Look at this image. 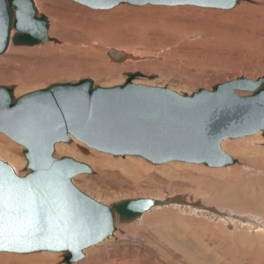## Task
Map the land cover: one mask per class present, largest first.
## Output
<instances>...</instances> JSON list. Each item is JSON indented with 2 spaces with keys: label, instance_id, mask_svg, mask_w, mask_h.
<instances>
[{
  "label": "rangeland",
  "instance_id": "1",
  "mask_svg": "<svg viewBox=\"0 0 264 264\" xmlns=\"http://www.w3.org/2000/svg\"><path fill=\"white\" fill-rule=\"evenodd\" d=\"M34 1L38 9L41 10V6L44 7L42 12L49 18L47 9L55 11L61 10V7H64V10L78 7L87 16L102 17V21L93 22L98 27L101 26L102 29L106 25L117 31L120 29L116 34V37L120 38L119 41L122 39L124 42H128V38L132 37L129 42L131 41L133 45L137 43L135 49H139L136 51L148 53L146 57L149 59L147 62L134 64L128 71L115 73L112 77L94 78L83 73L89 69V65H93L91 62L94 65L98 62L93 67L102 72V64L106 60L114 66L121 65L125 61L115 62L108 56L106 58L91 54L86 56L77 51L73 54L79 57L78 63L76 61L77 64H71L65 59L64 53H54L51 56L42 53L46 44H44L45 46L40 45L38 49L37 46L22 48L11 45L9 49L23 50L15 56L13 63H8L5 58L9 49L3 55L5 57L0 56V78H6V81L0 82V86H15V97L17 98L46 89L53 84H74L86 79L93 80L95 86L113 88L125 83L127 79L124 76L125 73L139 72L143 74L144 77L135 80L141 85L168 88L178 94L188 95L200 89L210 91L217 85L235 79L256 80L264 76V10L263 14L259 13L260 17L259 15L256 17L251 5L240 3L234 9L227 11L192 6L148 7L149 5L145 6L147 7L146 11L143 10L144 6L127 5H122L114 10L94 11L71 0ZM262 7H264V1ZM140 10L141 12H139ZM160 10L164 11L160 13ZM144 11L146 13H143ZM137 15L140 18L136 17ZM161 17L174 20L175 22L172 23L180 29L185 28L188 35L169 38L160 36L159 42L151 47L152 50L150 48L149 51L147 49L144 51L143 46L141 47L143 39L136 35L138 25ZM127 28L131 33L134 32L133 36L130 32V34L128 33ZM52 32L50 29L52 38L62 41L60 44L54 42H48V44L52 47H63L65 42L61 38L66 37L64 35L67 33L69 35V32L59 31L53 32L54 34ZM57 34H59V38ZM137 37L141 39H137L142 41L141 43L134 40ZM105 50L108 53L111 50L120 49L114 47L105 48ZM60 56L63 57L59 58ZM57 57L61 62H58ZM25 60L27 61L24 62ZM68 68L69 70H67ZM34 69L40 72L37 73ZM36 74L40 75L36 76ZM150 76L155 78L152 80L147 78ZM245 94L239 93L241 96H245ZM0 135V139L11 144V146L7 144L8 147H6L0 141V154L6 155L8 161L4 160L2 156H0V160L11 165L12 159H21L22 166H20L21 164L17 166H20L18 167L20 174L25 175L24 168L27 162L23 155L24 148L5 135ZM263 139V134H260L226 140L223 143L222 149L232 158L239 162L244 160L248 162V165L244 166L242 170L238 169L230 174L229 169L235 164L224 168H208L194 164L190 166L192 164L181 163L154 166L139 158H115L101 153L107 158L103 159L98 152H94L96 156L91 158V152L83 153L79 146H84L77 141L71 143L76 150L72 153L66 151V147H70V144H58L59 149L55 148V158H73L86 163L94 171V174L87 175L92 177L86 182L88 186L79 181L81 178L79 176L86 177L85 175H79L74 180L88 188L90 193L100 194L104 197L106 200L104 202L99 200V202L94 195L83 191V189L81 191L78 187L81 192L99 203L102 202L103 205L111 206L128 199L153 198V196L158 199L182 197L184 200V205L178 207L169 205L157 210L151 217L146 216L144 220L141 219L143 223L136 220L125 223L126 225H119V231L121 230L119 238H114L115 240L110 238L98 246L89 248L86 250V258L80 264H98L109 260L110 255L117 254L122 257L125 253L128 255L141 252V260L146 261V264H264V154L250 153ZM77 150L81 153H77L79 152ZM16 154H20L19 157H16ZM75 181L74 183L77 185ZM151 195L153 196L151 197ZM0 254L23 256L10 253ZM35 255L44 256L46 264H60L63 260L61 254H50L49 252L24 256ZM22 264H37V262Z\"/></svg>",
  "mask_w": 264,
  "mask_h": 264
},
{
  "label": "water",
  "instance_id": "2",
  "mask_svg": "<svg viewBox=\"0 0 264 264\" xmlns=\"http://www.w3.org/2000/svg\"><path fill=\"white\" fill-rule=\"evenodd\" d=\"M92 10H112L122 5L199 7L232 10L249 0H71ZM29 14L42 25L38 32L21 31L19 16ZM0 56L11 45L35 47L48 42V18L41 14L34 0H0ZM115 62L126 59L123 53H108ZM123 85L113 88L95 86L93 80L53 84L19 98L15 86H0V134L24 148V176L0 160V172L9 170L20 179H31L41 172L59 173L81 206L95 217L91 238L78 253L70 249L24 248L0 250V253L31 255L57 253L60 264H76L84 252L112 238L116 224L131 223L155 208L171 205L172 200L154 198L128 199L105 206L81 192L74 184L79 175H92L86 163L73 158L54 157L58 144L79 142L88 150L115 158H139L154 165L169 163L224 168L237 164L222 149L226 140L264 137V76L257 80L239 78L208 91L178 94L168 88L135 84L141 73H127ZM154 79V76L147 77ZM239 93H246L240 96ZM182 199V198H181Z\"/></svg>",
  "mask_w": 264,
  "mask_h": 264
},
{
  "label": "bare ground",
  "instance_id": "3",
  "mask_svg": "<svg viewBox=\"0 0 264 264\" xmlns=\"http://www.w3.org/2000/svg\"><path fill=\"white\" fill-rule=\"evenodd\" d=\"M48 2H49V0H47ZM263 1L264 0H249V1H246V2H242V3H244V4H246V5H251V8H252V10L253 11H255V16L256 15H259V13H262L263 14V10H264V7H262V3H263ZM56 2V1H55ZM39 4L41 3V2H38ZM59 4V3H58ZM50 6V5H49ZM40 7V6H39ZM68 7H70V5H68ZM120 7V6H119ZM118 7V8H119ZM148 7H150V5L148 6ZM154 7V6H153ZM156 7V6H155ZM158 7V6H157ZM160 7V6H159ZM38 8V7H37ZM145 8H146V10H147V7H145L144 6V8H143V10H145ZM42 9H44V7L43 6H41V10L40 9H38V11L41 13V14H43V12H42ZM115 9V8H114ZM113 9V10H114ZM135 10H136V8H135ZM134 10V11H135ZM142 10V11H143ZM145 10V11H146ZM48 13H49V16H50V18L48 17V16H46L45 15V13L43 14V15H45L47 18H48V21H49V26H50V29L54 32V33H57V32H61V31H68L69 32V35H67L66 33V35H64V36H66V37H62L61 39H63V41L65 42V45L64 44H62V45H64L63 47H52V46H50L48 43H46V47H45V49H43L42 50V53H44L46 56H51L52 54H54V53H56V54H65V59H67V62H69V63H71V64H73V63H75L76 61H77V63H78V60H79V57H76V55H74L73 53H75V52H79L80 54H82V55H86V56H89L90 54L91 55H93V56H101L102 58H106L107 56L109 57V55H108V53L110 52H108V53H106V50H105V48L107 49H109V48H114V47H116L117 49H120V50H116V51H118V52H120V53H123V55L126 57V59L124 60L125 61V63H123V64H119L118 66H114L113 64H111V63H109V62H107V60L106 59H104V60H106V61H104L103 62V64H102V66H103V68H102V72H99L98 71V69H95V67H93V66H95V65H97L96 63H98V62H96L95 63V65H94V63L93 62H91L93 65H89L88 67H89V69L88 70H85V72H83L85 75H87V76H91V77H102V78H104L105 76L107 77V76H109V77H112V76H114L113 74H115V73H118V72H123V71H128V70H130L131 69V67L135 64H140V63H143V62H147L148 61V59H149V57H146V54H148V53H139V52H137L136 50L137 49H139V48H137V49H135V47H137V46H135V44H137V43H135L134 45L132 44V42L130 41L129 42V40L130 39H132V37L131 38H128V42H124L122 39H121V41H119L120 40V38L118 39L117 37H116V34H118L119 33V31H120V29H119V26H118V31L117 30H114V29H111L109 26H104L103 27V29L102 28H100V27H98L97 26V24L96 23H94L93 21H100L101 19H102V17H91V16H87L85 13H83V11L80 9V8H78V7H72V8H68V10H64V7H61V10H55V11H53V10H49V9H47L46 10ZM95 11V10H94ZM99 11H104V10H99ZM133 11V12H134ZM143 12V13H146V12ZM164 10H160V13L161 12H163ZM224 11V10H223ZM117 12V11H116ZM139 12H141V10L139 11ZM151 12V11H150ZM156 12V11H155ZM154 12V13H155ZM83 14V15H82ZM140 14H142V13H140ZM148 15H149V13H147ZM146 14V15H147ZM151 14V13H150ZM153 14V13H152ZM157 14H158V12H157ZM48 15V14H47ZM144 15V14H143ZM160 15V14H159ZM132 16V15H131ZM154 16V15H153ZM136 17H139L138 15L136 16ZM135 17V18H136ZM146 17V16H145ZM149 17V16H148ZM257 17V16H256ZM259 17H260V15H259ZM263 17V16H262ZM140 18V17H139ZM138 18V19H139ZM147 18V17H146ZM157 18H158V16H157ZM110 19V18H109ZM120 20H121V18H119ZM112 20V19H111ZM119 20V21H120ZM149 20V19H148ZM102 21V20H101ZM108 22H110L109 20H107ZM122 21V20H121ZM120 21V22H121ZM172 22H175L174 20H171V19H166V18H163V17H161L160 19H152V20H149L148 22H143V23H141V25L139 24L138 25V33L135 31V33H137L136 35H139L138 37H141V39H143V42L142 41H138L137 39H139V40H141L140 38H134V40L136 39V41L137 42H142V45H141V47H142V49L144 48V51H146L145 49H147L148 51H149V49L153 46L154 47V44L157 42H159L158 41V38L160 37V36H163V37H182V36H186V35H188V33H187V31H186V29L185 28H182V29H180V28H178V26H176V25H174ZM255 22V21H254ZM259 22V21H258ZM253 23V22H252ZM256 23H257V21H256ZM255 23V24H256ZM99 25V24H98ZM128 25V24H127ZM124 27H126V26H124ZM128 27V26H127ZM137 27V26H136ZM50 29H49V37L50 38H52L53 37V35H52V37H51V35H50ZM126 29V28H125ZM128 29V33L130 32L131 33V31H129V28H127ZM122 30V29H121ZM133 31V30H132ZM52 32V34H54ZM126 32V31H125ZM122 33H124V32H122ZM129 33V34H130ZM132 33H134V32H132ZM131 33V35L133 36V34ZM60 34H62V33H60ZM73 34V35H72ZM59 34H57V36H58ZM72 35V36H71ZM121 36H122V34H120ZM130 35V36H131ZM130 36H128V37H130ZM58 38H59V36H58ZM124 38H125V35H124ZM193 38V37H192ZM118 39V40H117ZM126 39V38H125ZM59 41H62V40H59ZM133 41V40H132ZM133 42H135V41H133ZM123 44L122 46L120 45V44ZM140 43L138 44L139 46H140ZM61 45V46H62ZM120 45V46H119ZM156 45V44H155ZM40 46V45H39ZM39 46H37V49H38V47ZM45 46V45H44ZM48 46H50V47H48ZM53 46H56V45H53ZM36 47V46H35ZM51 48H53V49H51ZM156 48V47H155ZM22 49V48H21ZM153 48H151V50H152ZM23 50V49H22ZM22 50H16V49H13V48H10L9 49V51H8V54L6 55V57L5 56H3V57H5L6 58V61L8 62V63H13V61L15 60V56L16 55H18L19 54V52H21ZM36 50V49H35ZM141 50V49H140ZM25 51V50H24ZM40 51V50H39ZM112 51V50H111ZM139 51V50H138ZM154 51V50H153ZM34 52V51H33ZM151 52V51H150ZM31 53V52H30ZM41 53V54H42ZM77 54V53H76ZM22 55V54H21ZM20 55V56H21ZM31 55V54H30ZM33 55H34V53H33ZM40 55V54H39ZM78 55V54H77ZM25 56V55H24ZM41 56V55H40ZM18 57V56H17ZM39 57V56H38ZM43 57H44V55H43ZM54 57V56H53ZM53 57H52V59H53ZM63 56H60L59 58H62ZM84 57V56H83ZM55 58H56V56H55ZM110 58V57H109ZM26 59V58H25ZM36 59V58H35ZM52 59H50V60H52ZM64 59V60H65ZM88 59V58H87ZM110 59H112V58H110ZM3 60V59H2ZM56 60V59H55ZM57 60H59L58 59V57H57ZM57 60H56V62H57ZM62 60V59H61ZM100 60H101V58H100ZM113 60V59H112ZM21 61V60H20ZM23 61V60H22ZM27 60H25L24 62H26ZM29 61V60H28ZM37 61V60H36ZM63 61V60H62ZM103 61V60H102ZM114 61V60H113ZM113 61H111V62H113ZM124 61H122V62H124ZM6 62V63H7ZM38 62V61H37ZM51 62V61H50ZM52 62H54V61H52ZM58 62H61L60 60L58 61ZM64 62V61H63ZM62 62V63H63ZM67 62L65 61L64 63H66L67 64ZM22 63V62H21ZM63 63V64H64ZM68 63V64H69ZM77 63H75V64H77ZM99 63H101V62H99ZM40 64V63H39ZM42 64V63H41ZM90 64V63H89ZM115 64V63H114ZM42 65H44V64H42ZM50 65V64H49ZM60 65V64H59ZM117 65V64H116ZM16 66V65H15ZM20 66V65H19ZM63 66V65H62ZM77 67H78V65H76ZM57 67H59V66H57ZM74 67V66H73ZM99 67V66H98ZM97 67V68H98ZM104 67H105V69H104ZM30 68V67H29ZM34 68V67H33ZM59 68H61V67H59ZM70 68V67H69ZM69 68L67 69V70H69ZM79 68V67H78ZM27 69V68H26ZM25 69V70H26ZM52 69V68H51ZM76 69V68H75ZM17 70V69H16ZM20 70V69H19ZM31 70V69H30ZM29 70V71H30ZM35 70V69H34ZM40 70H41V68H40ZM58 70V69H57ZM60 70V69H59ZM63 70V69H62ZM73 70H74V68H73ZM22 71V70H21ZM32 71V70H31ZM36 71V70H35ZM138 71H140V70H138ZM34 72V71H33ZM37 72V71H36ZM38 72H40V71H38ZM37 72V73H38ZM42 72V71H41ZM58 72V71H57ZM67 72V71H66ZM77 72V71H76ZM144 72H145V70H144ZM49 73V72H48ZM56 73V72H55ZM54 73V74H55ZM64 73V72H63ZM147 73V72H146ZM35 74V73H34ZM43 74V73H42ZM57 74V73H56ZM74 74H76V73H74ZM125 74H127V73H125ZM12 75V74H11ZM38 74H36V76H37ZM40 75V74H39ZM38 75V76H39ZM49 75H50V73H49ZM53 75V74H52ZM121 75V74H120ZM143 75V74H142ZM146 75V74H145ZM60 76V75H59ZM125 76V75H124ZM144 76V75H143ZM147 76V75H146ZM126 77V76H125ZM263 77V76H262ZM12 78V77H11ZM38 78V77H37ZM45 78H47L46 76H45ZM51 78V77H50ZM114 78V77H113ZM117 79V78H116ZM145 80H146V78H144ZM248 79V78H247ZM96 80V79H95ZM121 80V79H120ZM137 80H139V79H137ZM257 80V79H256ZM4 81H6V78L5 79H3V78H0V82H4ZM10 81V80H9ZM141 81H142V79H141ZM147 81H148V79H147ZM99 82V81H98ZM8 83V82H7ZM10 83V82H9ZM8 83V84H9ZM78 83V82H77ZM95 83V82H94ZM134 83L135 84H140V82H138V81H134ZM143 83V82H142ZM146 84H147V82H146ZM144 85V84H143ZM18 87V86H17ZM244 94V93H243ZM242 93H241V95H243ZM240 95V96H241ZM246 95H248V94H245V96ZM17 96V95H16ZM17 98V97H16ZM261 133H258V134H256V135H260ZM1 136V135H0ZM2 138V137H1ZM6 138V137H5ZM7 140V139H6ZM0 141H2L5 145H6V147H8V145L7 144H9L10 146H11V144L10 143H8L7 141H4V139H0ZM9 141V140H8ZM258 142H260V140H257ZM76 142V141H75ZM225 142V141H224ZM223 142V143H224ZM12 143V142H11ZM263 144H264V139L262 140V142H260L259 144H256V149H254V150H251L250 151V153L251 152H254V153H261V154H264V147H263ZM61 145V144H60ZM71 145V144H70ZM223 145V144H222ZM224 146V145H223ZM222 146V147H223ZM5 147V146H4ZM5 147V148H6ZM13 147V146H12ZM237 147H239V146H237ZM14 148V147H13ZM56 148L57 149H59V146L58 145H56ZM79 148H85V147H82V146H79ZM15 149V148H14ZM60 149H61V147H60ZM66 151H70L71 153L72 152H74V151H76L75 150V146L73 145H71L70 147H66ZM77 151H79V150H77ZM91 152V158H93L94 156H96V153H94V152H96V151H93V150H88V153L87 154H89ZM240 152H242V151H240ZM77 153H81L80 151L79 152H77ZM99 154H101V153H99ZM244 154V153H243ZM20 155V154H19ZM19 155L18 154H16L15 156L16 157H19ZM83 155V154H82ZM102 155V157H103V159H107L106 158V155H104L103 156V154H101ZM0 156H2L3 158H4V160L6 159L7 161H8V157L6 156V155H1L0 154ZM240 156H241V154H240ZM242 156H244V155H242ZM76 157V156H75ZM88 157V156H87ZM80 158V157H79ZM85 158V157H84ZM111 158V157H110ZM127 158H130V157H127ZM239 158V157H238ZM10 159V158H9ZM15 160H13L12 159V163L10 162V164H11V166L13 167V169H14V171L18 174V175H21L20 174V172H19V170H18V167H20V166H22V163H23V161L21 160V159H19V158H14ZM11 160V159H10ZM80 162V161H79ZM83 163V162H82ZM18 164H21L20 166H17ZM248 165V162L247 161H243V162H239L238 161V163L237 164H235L234 166H232L231 167V169H229L230 170V172H229V174L230 173H234L235 171H237L238 169H240V170H242V168L244 167V166H247ZM188 166V165H187ZM190 166H193V165H190ZM24 167V166H23ZM192 168H194V167H192ZM23 169V168H22ZM146 175V174H145ZM21 176H24V174L23 175H21ZM86 177H82V176H79V181H80V183H84L85 185H87V180H89L90 178H92V177H88L87 175H85ZM78 178V177H77ZM78 180V179H77ZM75 181V180H74ZM76 182V181H75ZM77 183V182H76ZM80 183H77V185H76V187L78 188L79 187V189H81V191H82V189H83V191H86L87 193L90 191L88 188H86L85 186H82ZM88 186V185H87ZM86 189V190H85ZM90 193V192H89ZM90 194H92V195H94V197H95V199H97L98 201L100 200V201H105L106 199L104 198V197H102L100 194H93V193H90ZM89 194V195H90ZM153 195H151V197H152ZM153 198H154V196H153ZM182 197H175V198H170V199H165V198H160V199H158V198H154V199H157V200H161V201H163V200H172V203H171V205L170 206H172V207H178V206H181V205H184L183 204V198L181 199ZM99 201V202H100ZM186 201V203L188 204V202H187V200H185ZM108 203V202H107ZM107 203H105V204H107ZM101 204H102V202H101ZM105 206H107V205H105ZM161 209H163V207L162 208H160V207H158V208H155V209H153V210H151L150 212H147L146 214H144L141 218H139L138 220V222H140L141 221V219H145V217L146 216H148V217H151V215L152 214H154V212H156L157 210H161ZM142 223H143V221H141ZM140 222V223H141ZM127 224V223H126ZM125 224V225H126ZM119 225H122V224H116V232H115V234H114V236L111 238V239H114V238H119L118 237V235L120 234V232H121V230L119 231V228H118V226ZM123 227V226H122ZM115 240V239H114ZM116 240H118V239H116ZM106 242V241H105ZM104 243V242H103ZM98 246V245H97ZM88 250V249H87ZM11 254V253H10ZM36 254H45V252L44 253H36ZM51 254V253H50ZM84 254H85V256H86V251L84 252ZM122 254H124V253H122ZM141 254H142V252L141 253H137V254H124L122 257H119L117 254H114V255H110L111 256V258L109 259V260H105V261H103V262H99L98 264H146V261L144 262V261H142L141 260ZM17 255H19V254H17ZM32 255V254H31ZM86 258V257H85ZM88 258V257H87ZM44 260H45V257L44 256H37V255H35V256H28V257H25L24 255L23 256H11V255H7V254H0V264H16V263H18V264H22V263H32V262H37V264H46V263H44ZM84 260V259H83ZM83 260H81V261H83ZM88 260V259H87ZM147 260V259H146ZM80 261V262H81ZM86 261V260H85ZM84 261V262H85ZM149 261V260H148ZM80 262H79V264H80ZM150 262V261H149ZM149 264V263H148Z\"/></svg>",
  "mask_w": 264,
  "mask_h": 264
},
{
  "label": "snow or ice",
  "instance_id": "4",
  "mask_svg": "<svg viewBox=\"0 0 264 264\" xmlns=\"http://www.w3.org/2000/svg\"><path fill=\"white\" fill-rule=\"evenodd\" d=\"M41 27L29 14L19 16V30L38 32ZM93 223L95 217L81 206L61 174L41 172L20 179L10 170L0 172V250L36 247L78 253L91 238Z\"/></svg>",
  "mask_w": 264,
  "mask_h": 264
}]
</instances>
